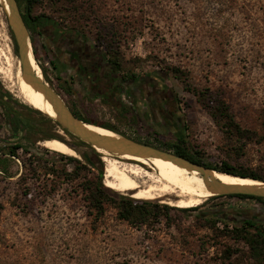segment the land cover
I'll list each match as a JSON object with an SVG mask.
<instances>
[{"label": "rangeland", "instance_id": "rangeland-1", "mask_svg": "<svg viewBox=\"0 0 264 264\" xmlns=\"http://www.w3.org/2000/svg\"><path fill=\"white\" fill-rule=\"evenodd\" d=\"M46 2L42 0L37 7H53ZM77 8L71 14L46 11L58 19L64 14L65 20L75 15L90 20L92 12L97 46L104 51L111 48L110 52L116 48L123 59L122 71L151 78L164 87L163 93L174 101L170 107L165 104V110L173 109L178 124L172 127V122H163L165 110L157 100L152 109L157 106L161 114L155 110L144 116L145 110L134 106L143 122L140 125L122 108L99 98L86 100L79 94L82 106L75 108L76 98L65 95L57 82L49 83L67 106L93 122L115 128L117 135L149 140L158 147L184 138L208 166L220 168L226 163L264 176V0H77ZM171 69L180 72V80ZM18 70V50L0 4V88L12 99L0 98V156L6 162L0 168V264H255L247 246L232 240L227 231L240 223L231 220L264 212V202L210 197L193 207L198 211L184 215L156 199L150 202L171 208L168 220L140 228L118 220L112 203L102 216L92 212L82 180L63 181L62 162L42 151L49 150L41 145L43 134L13 135L2 106L16 109L25 129L33 120L45 133L49 130L41 116L29 113L26 107H31L19 96ZM140 83L146 92L144 81ZM121 98L125 108H131L125 103L127 93ZM214 100L226 104L234 122L247 131L245 138L228 134L202 105H213ZM54 135L74 144L60 129ZM18 140L27 148H39L41 157L20 149L16 158H10L8 151ZM49 158L57 159L53 166L46 165ZM76 159L83 162L79 155ZM50 168L54 173L46 175ZM65 169L70 172L73 165ZM95 174L92 170L88 178ZM115 194L132 198L128 193ZM226 252L232 254L230 260L225 259Z\"/></svg>", "mask_w": 264, "mask_h": 264}, {"label": "trees", "instance_id": "trees-1", "mask_svg": "<svg viewBox=\"0 0 264 264\" xmlns=\"http://www.w3.org/2000/svg\"><path fill=\"white\" fill-rule=\"evenodd\" d=\"M46 3H49L53 7H63L62 10L58 9L57 11L61 12L63 11L65 14H71L74 13L73 11L77 10V0H46ZM20 10H21V16L24 20V22L27 23V14L30 13V10L32 7H35L42 3V0H16ZM56 12V11H55ZM14 40V38H13ZM15 42V41H14ZM16 45V44H15ZM110 49H107L105 53L110 57V60L113 62V65L115 67V70L123 77H121V82L127 81L129 82H137L140 76L135 75L133 72H124L122 71V64L123 59L119 55L116 48H113V50L110 52ZM171 72L176 76L177 79L180 80V72L177 69H171ZM147 79V78H146ZM148 80V79H147ZM149 80H153L149 78ZM165 90L164 87L161 88V92ZM173 95V94H172ZM163 96V95H162ZM175 97V96H173ZM0 98L6 99L8 101H11V96L4 91L2 88H0ZM200 99V98H199ZM104 101L108 102L104 99ZM14 104H17L16 102H13ZM109 103V102H108ZM214 103L213 105L207 104L208 106H205V104H202L207 110H209L210 115L214 119H218L219 122L223 123L224 128L226 129L228 134H232L239 138H245L247 136V131L240 128L233 120L232 116L230 115L228 111V107L224 102L220 101H212ZM112 104L116 108H122L125 112L129 113L133 120H135L140 125H143V122L139 119L138 113L136 112V108L134 106H130L131 108H128V110L125 108L123 102L121 101V96L114 99ZM5 111L8 113L9 117V123L12 127V133L14 136H19L21 132H36L43 134L44 139H57L61 140L58 136L54 135L55 129H60L63 131L68 137H70L74 144H68L70 148L75 150L83 162L77 160L76 158L69 157L63 154H58L51 152L49 150L43 149L42 151L44 153L50 155H55L58 157V161L62 162L63 169L61 173L62 180L65 182H73L77 179H81L83 186V192L86 199V202L88 203V207L92 212H95L98 214V216H102L105 212V207L108 203H112L114 209L116 210V218L120 221L126 222L129 225L140 228L143 226H147L150 223H156L157 221H160L162 219L168 220V212L171 208L167 206H159L157 204H153L150 201H141L134 198H129L125 196H120L115 194L112 190L106 188L103 184V176H104V167L103 163L100 160V154L97 153L94 149H92L90 146L83 144L73 136H71L69 133L64 131L62 128L59 127V125L49 118L47 115L43 114L40 111H37L33 108L26 109L29 111V113L37 114L42 117L44 123L48 126L49 130L47 133L44 132V129L41 128L39 124H36L35 121L31 120L25 129L23 127L22 121L18 116V111L13 108H8L5 106H2ZM135 109V110H134ZM72 114L78 118L79 120L83 121L84 123L95 125L98 127H102L105 129H108L112 132L118 133L117 130L111 126H105L102 124H98L96 122H93L80 114L76 113L70 108ZM158 136V134H156ZM121 136H126L125 134H121ZM128 137V136H127ZM132 138V137H129ZM133 140L146 144L148 146H152L155 148H159L164 151H169L179 157H182L184 159H187L195 164L203 165L213 171H217L220 173H225L241 178H248V179H254L257 181L264 182V176H261L254 172H248L242 169H237L234 167H231L230 165L223 163V166L220 168L211 167L208 166L197 157V152H192L191 147L189 146L188 142L184 138H176L174 142L171 143H164L163 145H160L159 147L154 145V143L150 142L149 140L143 142L140 139L132 138ZM156 139V138H154ZM21 140V139H20ZM20 140L14 142L13 146L9 149V157L10 158H16L18 150H23L26 154H29L30 156H33L34 158H40L41 156L38 155L39 148H27L22 145ZM82 147L87 148V150H83ZM34 148V149H33ZM242 148H239L237 151L238 153H242ZM51 157V156H49ZM55 159V158H54ZM49 158L46 161V165L50 164L53 166L54 162L57 161V159ZM72 164L73 169L72 171L68 172V170L65 169V166ZM6 162L5 159L0 156V168L5 167ZM138 165V164H137ZM92 170L96 172V174L90 179L88 178V175L91 174ZM46 175L53 174L54 170L52 168L45 170ZM220 196H212L210 199H216ZM228 197H238L241 199H252L258 202H264V199L252 197V196H244V195H233ZM175 211L184 214L189 215L190 213H194L198 211V208H190V209H176ZM264 212L258 213L256 215H243V220L240 221L241 223L238 224V226H235L233 230L227 231L229 237L232 240L236 241H242L248 248V254L249 258L255 263V264H264ZM201 216V215H200ZM199 216V217H200ZM217 219V218H216ZM211 226L215 225L214 221H211ZM227 228V226H226ZM232 254L230 252H226L225 259L230 260ZM233 264H238L233 263ZM240 264V263H239Z\"/></svg>", "mask_w": 264, "mask_h": 264}, {"label": "flooded vegetation", "instance_id": "flooded-vegetation-1", "mask_svg": "<svg viewBox=\"0 0 264 264\" xmlns=\"http://www.w3.org/2000/svg\"><path fill=\"white\" fill-rule=\"evenodd\" d=\"M39 8L40 6L32 7L30 13L27 14V23L24 22L31 43L32 55L41 68L44 81L48 84L57 82L65 95L77 99L73 107L82 106V102L77 97L79 94L84 95L86 100L99 98L112 104L114 99L127 93L126 104L141 107L145 110L143 111L144 116H151L155 114V110L161 114L157 106L152 109L155 100L160 101L158 102L160 109L162 104L169 103L167 107H170L174 102L167 97V94L161 92L156 80L151 81L140 77L137 82H129L127 79L121 82L123 76L115 70L113 62L105 51L97 46L94 20L96 16L92 15V12L90 20H87L86 15H75L72 18L69 16L65 20L64 14H59L58 16L61 17L58 19L54 14L46 11L48 8L62 10V7L42 6L44 11ZM81 8L86 9V6L81 4ZM37 9L40 11L36 12ZM141 81H144L146 85V92ZM121 101H124L123 98ZM174 114L172 108H166L163 122L165 120L172 122V127L177 125L178 119L174 118ZM216 216L223 221L228 220L223 215ZM242 216L241 219L231 220V222L242 221Z\"/></svg>", "mask_w": 264, "mask_h": 264}, {"label": "bare ground", "instance_id": "bare-ground-1", "mask_svg": "<svg viewBox=\"0 0 264 264\" xmlns=\"http://www.w3.org/2000/svg\"><path fill=\"white\" fill-rule=\"evenodd\" d=\"M0 4L3 6L5 12H7L5 1L0 0ZM29 63L31 64L33 72L39 78H42L41 70L30 53ZM16 72L18 83H20L19 96L21 99L26 104H29L31 108L54 118L55 113L52 106L39 92H35L31 86L23 81L20 70ZM89 129L103 135L115 134L114 132L93 126H89ZM41 145L54 152L78 158V155L60 140H46L42 142ZM98 153L104 163L103 184L106 188L112 191L128 193L132 198L137 200L152 201L161 199L164 200L163 203L179 209H190L199 206L212 197V195L205 189L202 178L198 172L187 170L168 160L160 158H135L129 156L120 157L108 154L101 150H98ZM127 161L135 162L138 165L126 163ZM144 167H147L151 171H147ZM211 175L212 179L226 185H263L261 182L233 178L216 171ZM166 197H172L174 200H165L164 198Z\"/></svg>", "mask_w": 264, "mask_h": 264}, {"label": "water", "instance_id": "water-1", "mask_svg": "<svg viewBox=\"0 0 264 264\" xmlns=\"http://www.w3.org/2000/svg\"><path fill=\"white\" fill-rule=\"evenodd\" d=\"M7 5V17L9 28L12 32L17 50L19 61L21 65V77L25 83H27L35 92H39L43 98L52 106L55 117L54 120L60 128L69 133L71 136L79 140L85 145L90 146L97 153L98 150L104 151L114 156H129L135 158H160L168 160L177 164L178 166L187 170L196 171L200 174L203 184L207 192L212 196H224V195H244L252 196L264 199V182L254 179L241 178L225 173H221L233 178L248 179L257 182H261V186H238V185H226L215 179H212V173L215 172L203 165L195 164L187 159L179 157L169 151H164L159 148L148 146L146 144L137 142L127 136L103 135L97 133L89 126L100 128L106 131L108 129L98 127L95 125L84 123L76 118L71 110L67 107L63 99L59 94L46 82L43 77L39 78L31 68L29 63V53L34 59L31 51V43L27 32L26 25L21 16V12L16 0H4ZM112 132V131H110ZM55 140V139H45ZM65 144V143H64ZM66 145V144H65ZM70 150L79 155L75 150L66 145ZM220 173V172H218Z\"/></svg>", "mask_w": 264, "mask_h": 264}, {"label": "crops", "instance_id": "crops-1", "mask_svg": "<svg viewBox=\"0 0 264 264\" xmlns=\"http://www.w3.org/2000/svg\"><path fill=\"white\" fill-rule=\"evenodd\" d=\"M161 109H163V110H164V104H162V105H161Z\"/></svg>", "mask_w": 264, "mask_h": 264}]
</instances>
